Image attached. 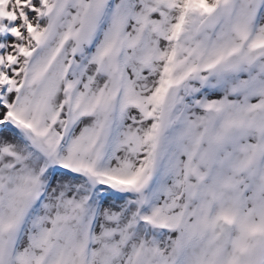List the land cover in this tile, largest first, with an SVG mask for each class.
<instances>
[{"label": "snow or ice", "instance_id": "snow-or-ice-1", "mask_svg": "<svg viewBox=\"0 0 264 264\" xmlns=\"http://www.w3.org/2000/svg\"><path fill=\"white\" fill-rule=\"evenodd\" d=\"M0 264H264V0H0Z\"/></svg>", "mask_w": 264, "mask_h": 264}]
</instances>
